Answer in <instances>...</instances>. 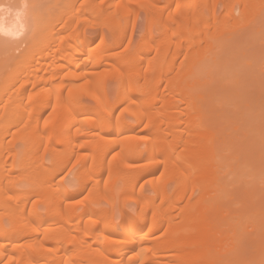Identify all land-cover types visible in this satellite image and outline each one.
Segmentation results:
<instances>
[{
  "label": "bare ground",
  "instance_id": "bare-ground-1",
  "mask_svg": "<svg viewBox=\"0 0 264 264\" xmlns=\"http://www.w3.org/2000/svg\"><path fill=\"white\" fill-rule=\"evenodd\" d=\"M209 1L0 0V264H264V0Z\"/></svg>",
  "mask_w": 264,
  "mask_h": 264
},
{
  "label": "rangeland",
  "instance_id": "rangeland-1",
  "mask_svg": "<svg viewBox=\"0 0 264 264\" xmlns=\"http://www.w3.org/2000/svg\"><path fill=\"white\" fill-rule=\"evenodd\" d=\"M212 2H216V9H217V12H218V14H220V13H222L223 11H222V5L218 2L217 3V0H210L209 1V3H212ZM7 6H4V7H0V9L2 10V11H0L1 12V14H3L4 12H5V18L7 19V16H8V18H10V16L12 17H14L15 16V14L14 13H16V15H18L19 14V12H20V10L19 9H17L16 7H14V9L13 8H11V7H13L12 5H10V6H8V4H6ZM11 8V9H10ZM16 8V9H15ZM237 10V12H239L240 13V11H239V9H236ZM13 11H15V12H13ZM7 12V13H6ZM10 15H9V14ZM22 13V12H21ZM20 13V14H21ZM35 13H37L38 14V12H35L34 11V13H33V16H34V14ZM140 14V16H138L139 17V20H138V22H137V24L139 25H137V28H136V32L138 33V34H136V32H135V35H136V40H135V42L136 41H138L139 40V37H141V36H139V35H141V34H143L144 32H145V13L143 14V13H141V11L139 12ZM239 13H237V14H235L237 17H239ZM8 14V15H7ZM19 14V15H20ZM30 14H32V13H30ZM13 17H12V19H13ZM31 18H33L32 17V15L30 16L29 15V17H28V19H30V21H32L31 20ZM29 22V21H28ZM30 23V22H29ZM60 28V26L58 25V26H56V28ZM57 28V29H58ZM144 28V29H143ZM144 30V31H143ZM250 30V29H249ZM88 31V33H90V35H91V37H95V35H97V34H99L100 33V30L98 29V28H93V29H88V30H86V32ZM247 31V38L248 39H246V35H245V37L243 38V37H241V38H239L240 40H242L241 42H242V45H240V40H238L239 41V45H240V47L241 48H244V50H246V54H247V56H249L250 57V59H252L253 61L255 60L256 61V63L257 62H259V61H263L264 62V40L263 39H259L258 37V39L256 40V38H255V36H253V35H249V34H253V33H255L253 30L251 31V32H249L248 30H246ZM142 32V33H141ZM253 32V33H252ZM246 33V32H245ZM262 33H264V29H263V32ZM109 33H105V35L107 36V38L109 37V35H108ZM89 35V34H88ZM139 37H138V36ZM255 35V34H254ZM249 36H253L252 38L251 37H249ZM4 37V36H3ZM25 38L26 36H22L21 38ZM1 38H2V36H1ZM255 38V40H253ZM3 39V38H2ZM4 39H7V37L5 38L4 37ZM250 39V40H249ZM251 39H252V41H251ZM14 41L16 40V39H13ZM19 40V39H18ZM3 40H1V42H2ZM13 41V42H14ZM256 41H258V44L256 43ZM260 41V42H259ZM5 42V41H4ZM262 42H263V44H262ZM6 43H8L7 42V40H6ZM5 43V44H6ZM247 43V44H246ZM4 44V43H3ZM2 44V46H3V48L2 49H4V45ZM93 45L91 46V47H94V46H96V44H97V42L96 41H94L93 43H92ZM135 44V43H134ZM258 45V46H257ZM22 46H23V44H22ZM24 46H25V44H24ZM23 46V47H24ZM21 49H23V48H21ZM256 50L258 51V52H256ZM253 52H254V54H253ZM0 53H2V52H0ZM10 53V52H9ZM8 53V54H9ZM16 54H18V52L16 51ZM4 54H0V57H1V60H0V64H1V62L4 64V62L6 63L7 61H6V59H5V61L3 60L4 58V56H3ZM7 56V55H6ZM260 56V58H259V60H258V57ZM2 64V65H3ZM7 64V63H6ZM5 64V65H6ZM253 64H254V62H253ZM258 65H261L260 64V62L259 63H257ZM2 65H1V67H2ZM255 66H256V64H255ZM255 66H253V70L255 69ZM4 69V68H3ZM1 70V69H0ZM253 70H251V71H253ZM253 74H254V78H253V80H252V76H253ZM253 74L251 75V80H252V82H251V80L249 79V81L251 82V84H249V82L247 81V84H249V86H248V89H247V86L246 85H243L242 87H244L245 88V90H244V92L246 91V89H247V91H249V92H252V93H249V92H247L246 94H244L245 95V99L246 98H248V96H249V101L251 102L252 101V99L254 98L253 97V95L252 94H254V95H256V93H254L253 91H250V90H253L254 89V86H253V83H254V85H255V89H254V91L256 90V88L258 89V88H262V90H260L259 89V92H264L263 90H264V63H262V66H260V68H257L256 70H254L253 71ZM257 85H258V87H257ZM251 87V88H250ZM249 88H250V90H249ZM240 90V89H239ZM113 91V90H112ZM241 92H243V90L241 91ZM256 92H257V90H256ZM249 93V94H248ZM263 94V96H264V93H262ZM244 95H243V97H244ZM252 97H251V96ZM247 96V97H246ZM262 96V97H263ZM256 97H257V95H256ZM252 98V99H251ZM264 98V97H263ZM253 100H255V98L253 99ZM247 119H249V120H247ZM246 121H248L249 123H250V121L251 120H253V118L252 117H248L247 116V118L245 119ZM261 122V121H260ZM260 122H259V125L260 126H264V120L262 121L263 122V124H262V122H261V124H260ZM253 123V121H251V123L248 125V123H247V126L248 127H251V125H253L252 124ZM262 126V128L264 129V127ZM252 128H253V126H252ZM141 129V128H140ZM73 164H72V162H70V164H67V166L66 167H64L63 169L64 170H61L60 171V173L56 176V181L55 182H58V180H60L65 186H67V187H74L75 188V184H74V186H71L72 185V182L74 183V180H72L73 179V177H74V173H75V169H74V166H72ZM72 169V171H70L71 169ZM77 170V169H76ZM74 171V172H73ZM72 172H73V176H71L72 175ZM70 173H71V175H70ZM69 175V176H68ZM63 178V179H62ZM70 185V186H69ZM19 190H21V191H23L24 190V187H21V188H19ZM116 191H117V189H116Z\"/></svg>",
  "mask_w": 264,
  "mask_h": 264
}]
</instances>
